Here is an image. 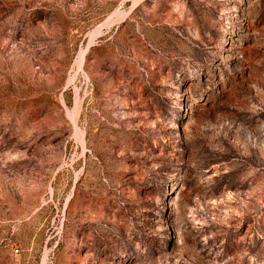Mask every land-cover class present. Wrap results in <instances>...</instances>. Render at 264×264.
Wrapping results in <instances>:
<instances>
[{"label": "rangeland", "instance_id": "374dc122", "mask_svg": "<svg viewBox=\"0 0 264 264\" xmlns=\"http://www.w3.org/2000/svg\"><path fill=\"white\" fill-rule=\"evenodd\" d=\"M0 264H264V0H0Z\"/></svg>", "mask_w": 264, "mask_h": 264}, {"label": "bare ground", "instance_id": "6f19581e", "mask_svg": "<svg viewBox=\"0 0 264 264\" xmlns=\"http://www.w3.org/2000/svg\"><path fill=\"white\" fill-rule=\"evenodd\" d=\"M81 57V56H80ZM83 57V56H82ZM82 63V58H81V61H80V64ZM80 69V68H79Z\"/></svg>", "mask_w": 264, "mask_h": 264}]
</instances>
